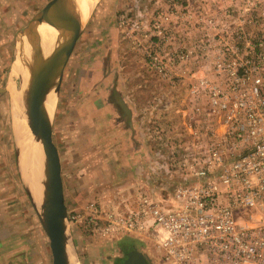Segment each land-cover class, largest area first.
Instances as JSON below:
<instances>
[{"label":"rangeland","instance_id":"374dc122","mask_svg":"<svg viewBox=\"0 0 264 264\" xmlns=\"http://www.w3.org/2000/svg\"><path fill=\"white\" fill-rule=\"evenodd\" d=\"M46 1L0 0V87L6 81L21 87L20 74L7 77L14 64L15 37ZM210 1L185 0L179 10L186 18L170 14L164 19H193L192 12L202 19L211 14L215 19H232L239 3H244L229 0L217 7ZM200 3L203 8L196 7ZM168 8L169 0H96L85 20L64 66L52 125L70 211L91 199L103 211L124 207L132 182L139 177L153 184L156 193L163 188L169 192L167 162L188 132L184 126L189 84L176 81L174 74L164 76L151 58L163 49L174 52L181 43L188 45L189 36L174 35L163 45L146 30L157 11ZM203 60L198 57V63ZM9 85L0 92V237L6 235L0 242V264H52L48 237L17 165ZM134 161L139 168L135 176ZM75 226L81 235L103 239ZM144 240L128 234L106 237L100 240L105 249L94 250L96 261H85L74 246V260L120 264L128 248L134 247L143 251L148 264H171L159 262L155 244Z\"/></svg>","mask_w":264,"mask_h":264},{"label":"built area","instance_id":"2783aa9c","mask_svg":"<svg viewBox=\"0 0 264 264\" xmlns=\"http://www.w3.org/2000/svg\"><path fill=\"white\" fill-rule=\"evenodd\" d=\"M184 2L169 0L146 29L163 45L189 36L151 58L164 76L189 84L188 132L167 162L169 192L139 177L124 207L103 211L91 199L68 210L69 223L103 238L152 241L159 262L264 264V0L239 3L235 19H164L186 18Z\"/></svg>","mask_w":264,"mask_h":264},{"label":"water","instance_id":"95a60500","mask_svg":"<svg viewBox=\"0 0 264 264\" xmlns=\"http://www.w3.org/2000/svg\"><path fill=\"white\" fill-rule=\"evenodd\" d=\"M95 2L96 0H93L91 10ZM86 19H83L75 10L72 0H47L17 33L18 35L25 29L29 30L31 38H33L32 34H35L36 42L35 39L33 40L37 53L40 44V38L36 31L38 23L46 21L59 29L62 35V42L54 49L48 59L38 62L33 68L26 97L28 125L36 138L41 141L44 155L43 190L39 207H37V201H32L31 194L27 188L26 191L48 237L52 264H71L66 249L68 242H70L71 247L75 250L68 218V208L64 201L60 157L57 146L52 138V125L64 66ZM9 75L8 71V78ZM54 80L56 81L54 82ZM51 87H53L56 94V103L52 114L49 116L43 103L45 95ZM6 88L7 81L3 87H0V92ZM14 146L16 158H18L15 137ZM124 256V264H148L143 251L134 247L128 248Z\"/></svg>","mask_w":264,"mask_h":264},{"label":"bare ground","instance_id":"6f19581e","mask_svg":"<svg viewBox=\"0 0 264 264\" xmlns=\"http://www.w3.org/2000/svg\"><path fill=\"white\" fill-rule=\"evenodd\" d=\"M92 0H72L75 10L79 15L86 19L91 12V5L88 4ZM36 31L40 38L39 51L35 50L36 35L29 33V30H23L15 39L14 45V64L10 73V77L19 75L21 87H17L15 82L9 81V90L12 94V116L16 132L15 142L18 149V168L25 187L31 194L32 201H41L43 190V162L44 155L42 144L36 138L33 131L28 125L27 111V91L31 79V73L36 64L40 61H46L54 49L62 42V35L59 29L46 21H42L36 25ZM35 39V42L34 40ZM14 71V72H13ZM12 79V78H11ZM56 80H54L55 82ZM8 87V86H7ZM56 103V94L53 87L49 89L44 99V108L49 116L52 114ZM16 137L18 141H16ZM68 259L71 264H76L74 254L70 242L66 246Z\"/></svg>","mask_w":264,"mask_h":264},{"label":"crops","instance_id":"0c3cea01","mask_svg":"<svg viewBox=\"0 0 264 264\" xmlns=\"http://www.w3.org/2000/svg\"><path fill=\"white\" fill-rule=\"evenodd\" d=\"M131 167L133 168V171H135V173L132 172V175H134V176L135 175H138L136 171L139 168H138L137 163L135 161L132 162V166ZM130 179L134 180V179H136V177L135 178L132 177ZM14 193H15V191H14ZM64 201H65V197H64ZM65 203L67 204V202H65ZM70 229H71V234H72L73 242H74L75 246L78 247V249L81 251L82 255H84L83 256V259L85 261L86 260L91 261L92 259H94V257H93L94 250H96V249L97 250H100L101 246H102L101 249H103V250L105 249L103 247L104 244L100 243V240H103L104 238L101 239V238L97 237L99 239V242H98V240L95 237H92L91 235H85V234H82L81 235V233L78 232V227H76L75 225H71L70 226ZM0 238H1L0 239L1 241L0 242L3 243V241L6 239L5 232L2 233V235H1ZM91 238L94 239V241H92L94 243H92V244H95L96 243V245H92L90 243L89 240ZM104 241H106V240H104ZM118 255H120V254H118ZM93 261H96V259H94Z\"/></svg>","mask_w":264,"mask_h":264},{"label":"flooded vegetation","instance_id":"af4514ba","mask_svg":"<svg viewBox=\"0 0 264 264\" xmlns=\"http://www.w3.org/2000/svg\"><path fill=\"white\" fill-rule=\"evenodd\" d=\"M124 258H125V256H124ZM124 258L122 259V261L120 262V264H124V262H123L124 261Z\"/></svg>","mask_w":264,"mask_h":264}]
</instances>
